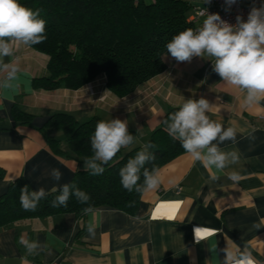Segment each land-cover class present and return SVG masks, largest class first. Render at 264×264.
Masks as SVG:
<instances>
[{"label":"crops","instance_id":"0c3cea01","mask_svg":"<svg viewBox=\"0 0 264 264\" xmlns=\"http://www.w3.org/2000/svg\"><path fill=\"white\" fill-rule=\"evenodd\" d=\"M17 56V79L11 87L0 88V195L20 178L33 190L54 192L85 171L84 163L55 155L46 144L40 130L55 114L72 116L78 123L127 120L136 138L130 147L135 148L146 144L164 116L184 99L203 97L213 105L211 119L236 128V142L220 147L238 152L239 161L212 181L215 170L193 163L184 152L158 169L161 187L142 193L134 216L100 207L81 216L13 223L0 229V264H220V249L226 244H247L264 261V102L242 108L238 92L212 71L211 61L200 57L178 63L163 54L164 72L118 99L106 89L104 76L76 91L36 90L34 79L47 75V56L29 47ZM17 110L33 117L30 125L18 123ZM50 134L65 139L60 131ZM53 168L63 174L59 182L49 174ZM233 171L237 181L228 178ZM90 224L97 225L95 236L87 231ZM199 226L209 235L197 243L193 230ZM21 236L46 244L48 251L28 255L19 243Z\"/></svg>","mask_w":264,"mask_h":264},{"label":"trees","instance_id":"16d2710c","mask_svg":"<svg viewBox=\"0 0 264 264\" xmlns=\"http://www.w3.org/2000/svg\"><path fill=\"white\" fill-rule=\"evenodd\" d=\"M25 6L41 9L46 20L47 39L29 47L47 56V75L34 79L36 90L76 91L100 76L105 77L106 89L118 99L133 94L136 89L162 74L165 66L161 57L165 45L186 28H196L189 18L192 5L183 0H19ZM178 109L170 110L150 136L147 143L155 145V160L146 166L159 169L182 155L180 142L170 137L164 120ZM18 123L30 125L32 116L15 113ZM99 120L92 118L78 123L72 116L55 114L40 130L50 150L58 156L74 158L84 163L92 155L90 137ZM60 131L65 139L51 136ZM135 136V132L129 131ZM73 155L70 156L68 150ZM142 147L121 149L104 168L101 175L87 171L77 172L68 184H75L89 199L81 202L70 196L67 206L53 207L52 201L59 190L50 192L40 200L34 211H27L20 203V190L29 186L24 179L11 183L0 195V229L13 223L49 217L75 214L81 216L100 207H108L134 216L142 193L129 192L120 182L119 171ZM3 172L0 171V180ZM143 182L141 178L140 183Z\"/></svg>","mask_w":264,"mask_h":264},{"label":"clouds","instance_id":"9594fccd","mask_svg":"<svg viewBox=\"0 0 264 264\" xmlns=\"http://www.w3.org/2000/svg\"><path fill=\"white\" fill-rule=\"evenodd\" d=\"M202 2L210 4L211 0ZM236 2L225 0L229 7ZM199 10V14L205 17L202 25L186 28L174 35L165 45L164 54L170 55L178 63L190 62L193 57L211 61L212 71L228 88L240 95L242 108L260 105L264 102V4L257 7L253 3L247 19L238 15L235 24L222 20L218 13L209 14L206 9ZM41 11L25 7L19 0H0V88L11 87L21 71L17 53L22 48L40 44L47 39L46 20L41 18ZM212 107L203 97L198 100L184 99L178 110L170 113L163 123L168 135L180 142L193 163L199 162L205 169L215 170L210 180L217 181L220 179L217 173L238 163L239 154L221 149L220 145L225 141L236 142L237 131L235 127L225 128L219 121L211 119L208 113ZM135 139L129 132L127 120L116 118L98 121L90 137L92 155L85 158L84 170L91 175L103 174L104 165L112 161L121 149L131 146ZM154 147L152 143L144 144L120 169V182L127 191L147 193L161 187L163 179L160 171L146 166L155 160L154 152L150 151ZM49 174L57 182L63 175L57 168L51 169ZM228 178L237 181L239 176L233 171L228 174ZM20 193L21 206L27 211L36 210L40 200L48 195L43 187L30 191L28 185ZM72 195L81 202L89 199L74 183L64 184L59 187V195L52 201V206H67ZM84 211L88 213L92 209L86 208ZM96 227L95 224L88 226L87 231L91 236H95ZM254 227L261 228L259 224ZM193 231L197 243L207 237L201 233H209L208 229L200 226ZM19 243L28 255L48 251L46 244L25 236L20 237ZM220 252L223 253L220 264H264V261L256 259L247 244L242 248L226 244Z\"/></svg>","mask_w":264,"mask_h":264},{"label":"built area","instance_id":"2783aa9c","mask_svg":"<svg viewBox=\"0 0 264 264\" xmlns=\"http://www.w3.org/2000/svg\"><path fill=\"white\" fill-rule=\"evenodd\" d=\"M183 1L193 6L192 15L189 18V22H192L196 28L201 26L203 20L205 19V17L199 14L200 11L199 9H206L209 14L218 13L222 18V20L230 24H235L236 17L238 15L241 16L244 20L247 19L248 13L250 11V8L253 6V3H255V6L257 7H259L261 4H264V0H237L235 4L229 7L225 3V0H211L210 4H205L202 2V0H183ZM196 4H202L204 5V8H200L196 6ZM34 264H38V263H34ZM48 264H60V263L51 262Z\"/></svg>","mask_w":264,"mask_h":264},{"label":"water","instance_id":"95a60500","mask_svg":"<svg viewBox=\"0 0 264 264\" xmlns=\"http://www.w3.org/2000/svg\"><path fill=\"white\" fill-rule=\"evenodd\" d=\"M196 6H198V7H200V8H204V5H202V4H196ZM106 165H104V167H105Z\"/></svg>","mask_w":264,"mask_h":264},{"label":"snow or ice","instance_id":"6c2138e0","mask_svg":"<svg viewBox=\"0 0 264 264\" xmlns=\"http://www.w3.org/2000/svg\"><path fill=\"white\" fill-rule=\"evenodd\" d=\"M200 235H202V236H208V235H209V233H207V232H204V233H201Z\"/></svg>","mask_w":264,"mask_h":264}]
</instances>
